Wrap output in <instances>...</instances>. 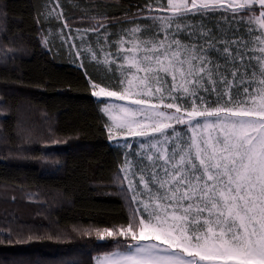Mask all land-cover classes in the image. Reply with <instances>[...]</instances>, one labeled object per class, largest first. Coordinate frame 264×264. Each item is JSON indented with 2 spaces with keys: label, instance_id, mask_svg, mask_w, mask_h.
Listing matches in <instances>:
<instances>
[{
  "label": "trees",
  "instance_id": "16d2710c",
  "mask_svg": "<svg viewBox=\"0 0 264 264\" xmlns=\"http://www.w3.org/2000/svg\"><path fill=\"white\" fill-rule=\"evenodd\" d=\"M168 13L167 0H0V264H95L126 246L123 238L82 234L126 223L132 191L117 177L126 161L132 180L149 168L135 142L109 138L106 99L91 85L119 90L121 38L135 27L153 37L159 24L152 17ZM250 14L189 15L176 38L206 48L210 40L208 59L231 80L224 41L253 47ZM255 67L248 64L249 77ZM200 94L213 106L214 94Z\"/></svg>",
  "mask_w": 264,
  "mask_h": 264
},
{
  "label": "snow or ice",
  "instance_id": "6c2138e0",
  "mask_svg": "<svg viewBox=\"0 0 264 264\" xmlns=\"http://www.w3.org/2000/svg\"><path fill=\"white\" fill-rule=\"evenodd\" d=\"M219 9L251 13L253 47L244 40L224 41L231 80L208 59L210 40L206 48L176 38L185 27L179 20ZM167 11L171 15L152 17L159 24L153 37L143 38L135 27L127 40L121 38L123 62L114 71L119 90L91 85L94 96L136 106L103 109L112 120L109 138L148 137L151 154L139 190L129 178L128 161L123 177H117L132 191L126 223L82 234L128 241L124 251L105 255L98 264H264V0H167ZM252 61L256 67L249 77ZM113 63L105 57L106 71H113ZM234 86L242 88L235 99ZM201 91L215 95L213 106ZM114 107L123 115H112ZM177 126L184 127L187 140Z\"/></svg>",
  "mask_w": 264,
  "mask_h": 264
},
{
  "label": "rangeland",
  "instance_id": "374dc122",
  "mask_svg": "<svg viewBox=\"0 0 264 264\" xmlns=\"http://www.w3.org/2000/svg\"><path fill=\"white\" fill-rule=\"evenodd\" d=\"M241 2H242V0H235V4H239V3H241ZM226 6H227V5H226ZM226 6H225V7H226ZM256 7H258V6L253 5V8H256ZM245 11H247V10H245ZM242 12H244V11H242ZM256 14L258 15L259 13L257 12ZM168 15H171V13L169 12L168 14H166V16H168ZM250 15H251V14H250ZM125 47H127V45H126ZM101 87H102V86H101ZM110 90H111V89H110ZM239 91H242V88L237 89L236 92L232 94V95L234 96V99L237 97ZM200 95H201V94H200ZM98 98L106 99V104L103 106V109H104L106 106H109V105L136 107L135 105H131L130 102L127 101V100L121 101V100H118V99H116V98H114V97H98ZM197 103H199V101H197ZM111 111H112V115H114V116H122V115H123V114L119 111V107H114V108H112ZM106 114H107L108 117L110 118L109 114H108V113H106ZM135 118H136V119H142V118L139 117V116H136ZM110 120H111V118H110ZM111 124H112V120H111ZM182 127H183V126H177V131L180 132V134H181V139H182V140H187V138H188V133L186 132L185 129L183 130ZM115 138L122 139V141H120L121 144L130 145L132 142H135L138 151H142L143 154H144L145 156H146V154H151V153H150V149H149V147H147V145L149 144V140H150V138H148V137H136V136L129 135V134H127V133H118V134L115 136ZM141 144L146 145V147L141 148ZM147 162H148V161H147ZM148 163H149V162H148ZM129 168H130V167H129ZM138 174L141 175V173H138ZM143 175H145V178L147 179V174H143ZM138 179H139V176L136 178L135 175H134L133 182H134V185H135V187L137 188V190H139V188L142 187L141 185H139V184L137 183ZM75 232H78V230H75ZM117 250H119V251H124V250H125V247H123L122 249H117ZM114 251H116V250H114ZM114 251H112V252H114ZM112 252H110V253H112ZM110 253H105V254H102V255H98V256H96V258H95V264H98V259L103 258L105 255H108V254H110Z\"/></svg>",
  "mask_w": 264,
  "mask_h": 264
}]
</instances>
